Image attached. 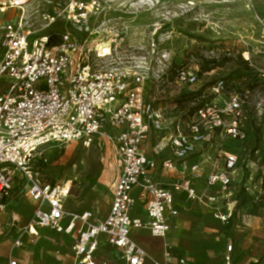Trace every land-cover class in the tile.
<instances>
[{
    "label": "built area",
    "instance_id": "built-area-1",
    "mask_svg": "<svg viewBox=\"0 0 264 264\" xmlns=\"http://www.w3.org/2000/svg\"><path fill=\"white\" fill-rule=\"evenodd\" d=\"M29 1L0 0V15L12 9L21 14L18 22L0 21L4 31L0 56V199L12 193L15 174L21 173L30 181L28 193L36 204L32 221L20 231L14 247H23V239L33 243L38 229L46 228L75 239L72 251L77 264H97L100 235L122 251L120 264H174L171 243H164V262L160 263L131 234L148 231L150 237L167 239L171 220L179 216L176 194L205 202L215 219L229 223L235 207L231 202L225 206L222 200L231 194L239 159L235 149L228 146L246 141L244 101L237 93L224 94L226 82L218 80L210 91L220 99L204 103L192 116L176 105L173 112L166 113L147 98L152 62L130 53L124 35L128 28L122 27V33L113 39L105 37L103 23L89 25L101 8L98 0H68L64 10L43 14L45 28L64 18L77 31L38 38H33L37 34L30 29ZM51 39L59 42L52 45ZM170 54H159L158 78L170 71ZM198 72L188 67L177 69L173 83L180 89L192 87L200 80ZM259 77L264 89V71ZM154 135H168L175 160L146 155L144 147ZM94 138L105 139L121 163L109 213L97 223L90 211L77 214L66 210L64 201L71 190L68 184L54 185L34 178L29 166L41 147ZM211 141L217 150L206 152ZM212 157L216 161L223 158L224 168L216 165L207 172L205 163ZM160 170L178 171L181 177L171 188H165L154 176ZM203 177L207 190L200 196L195 184ZM138 202L143 204L146 219L132 216ZM227 250L225 264H233V245ZM9 264L18 261L12 259ZM178 264H186V260L179 259Z\"/></svg>",
    "mask_w": 264,
    "mask_h": 264
},
{
    "label": "rangeland",
    "instance_id": "rangeland-1",
    "mask_svg": "<svg viewBox=\"0 0 264 264\" xmlns=\"http://www.w3.org/2000/svg\"><path fill=\"white\" fill-rule=\"evenodd\" d=\"M98 2L101 8L91 17L89 25L103 23L105 37L113 39L122 33V27L128 28L124 35L130 53L146 56L152 62V79L146 84L147 98L162 106L164 112H173L172 107L178 104L179 110L189 114L199 104L220 99L211 93L210 86L224 79L229 83L224 94L237 93L244 101L246 141L228 146L229 150L235 149L239 161L231 194L228 200H222L225 206L231 202L235 207L231 225L227 228V224L215 220L207 206L182 203L180 226L171 233L170 239L189 264H225L229 245H233V264H264V89L259 77L264 71V0ZM68 4V0H30L26 10L31 19L30 29L37 34L33 38L66 31L76 34L77 30L64 18L44 27L43 14L54 15ZM20 15L18 9H12L2 18L8 23L18 22ZM3 35L0 29V56ZM162 52L171 53V66L166 75L158 78ZM211 59L217 60L220 66L204 73L199 82L190 87V91L200 92L198 99L180 97L183 89L173 83L174 69L188 67L198 71L201 64ZM208 144L206 152L217 150L213 141ZM253 149H258L255 155ZM215 160L212 157L209 162L215 163ZM217 160L218 166L224 168V159ZM29 166L34 178L71 187L66 200L69 210H91L100 220L109 207L113 185L121 170L112 147L102 138L90 142L51 143L37 151ZM14 179L12 193L0 199V204L4 205L0 209V262H6L8 251L13 248V255L20 264H75L72 251L75 239L47 229H40L39 238L31 245L23 239L26 245L23 250L14 247L17 236L11 226L13 216L18 217L22 226L28 225L36 208L28 193L29 179L21 173H16ZM242 188L244 195L236 199ZM117 259L116 250L105 249L98 260L114 264Z\"/></svg>",
    "mask_w": 264,
    "mask_h": 264
},
{
    "label": "crops",
    "instance_id": "crops-1",
    "mask_svg": "<svg viewBox=\"0 0 264 264\" xmlns=\"http://www.w3.org/2000/svg\"><path fill=\"white\" fill-rule=\"evenodd\" d=\"M11 11V10H8V12ZM5 15V14H3ZM0 21L3 22V23H6L8 21H4L3 18H2V15H0ZM13 22V21H11ZM163 135H154L152 136L153 138L150 139V141L145 145L144 147V151L146 153L147 156L149 157H156L158 160H175V157L171 151V148L169 147V144L167 142V136L165 135V138L164 136L162 137ZM209 160H211L209 158ZM209 160L205 163V169L206 171H210L212 169L213 166H216L218 165V160L214 163H210ZM121 171V170H120ZM154 176H155V179L157 180V182H159L163 187L165 188H171L172 185L177 182L179 180V178L181 177L180 173L178 171H162L160 170V172H157V173H154ZM196 188L198 189L197 192L200 196H204L206 195V178L203 177V179L199 180L196 182ZM70 194V193H69ZM112 195V194H111ZM70 197V195H68L64 201V204H65V208L67 211L69 212H72V213H77V214H82L84 212H87V211H90L93 213V211L91 210H84V211H81V212H78V211H73V210H69L67 208V205H66V200H68V198ZM112 197V196H111ZM111 197H110V204H111ZM190 202H193V203H198V204H202L204 206H207L208 209H209V213L211 214V216L213 217V214H212V209H211V206L207 205L205 202H201L199 200H196V201H189L187 200L186 198V194H176V207L179 209V215H180V204H186V203H190ZM35 204V203H34ZM110 204H109V207L106 208V211H105V215L101 218H98L94 213H93V219L92 221L94 223H97L99 221H104V219L107 217L108 213H109V210H110ZM143 204L141 203H137L136 207L133 209L132 211V216H138L142 219H146L147 215H146V211L145 209L143 208L142 206ZM35 207H36V204H35ZM14 218L12 219V223H11V226L12 228L14 229L15 231V235L17 236L15 241L17 240L18 238V235H19V232L24 229L27 225H24L22 226V224L20 223V220L18 219V217L15 215L13 216ZM214 218V217H213ZM215 219V218H214ZM217 220V219H215ZM218 221V220H217ZM171 224H172V228H171V231L168 235V238L167 239H158V238H153V237H150V234L148 231H135L131 234V236L134 238V241H136L140 246H142L150 255L153 259H155L156 261L160 262V263H163L164 262V255H163V247H164V243L166 242H169L171 243L173 246H174V264H178V260L179 259H185L186 260V264H189L188 262V259L187 257H185L184 255L180 254L178 252V249L177 247L174 245V242L172 241V239H170V235L171 233L174 231V230H177L179 229V226H180V222H179V216L173 220H171ZM220 222V221H219ZM222 223V222H221ZM40 229H46V228H39L38 229V233H39V230ZM49 230V232H53V233H56L55 231H52L50 229H47ZM58 234V233H56ZM58 235H62L63 237H67V238H72L70 236H66V235H63V234H58ZM40 236V235H39ZM39 236L36 238V240L39 238ZM107 238L105 235H100V237H98V242H99V245H98V249H97V254H96V259H97V264H108L106 261H101L99 262V258H101V254L103 252V250L105 249H114L116 250V252H118V259L117 261L114 263V264H120L122 263V251L118 248H116L115 246H112L110 245L108 242H107ZM15 241L13 243H15ZM28 245H31L30 242H27ZM26 246V245H25ZM25 246L23 247H20L19 249L20 250H23L25 248ZM148 248L150 249H154L156 248L157 250H154V251H151L149 250ZM228 248V247H227ZM18 249V250H19ZM13 251L14 249H10L8 251V255H7V260L6 262H0V264H9V262L12 260V259H15L18 261V264H20L19 260L17 257H15V254L13 255ZM225 261V259H224ZM75 264H77L76 260H75Z\"/></svg>",
    "mask_w": 264,
    "mask_h": 264
},
{
    "label": "trees",
    "instance_id": "trees-1",
    "mask_svg": "<svg viewBox=\"0 0 264 264\" xmlns=\"http://www.w3.org/2000/svg\"><path fill=\"white\" fill-rule=\"evenodd\" d=\"M58 42H59V41H57V40H55V39H51V43H50V44L53 45V44H57ZM219 66H220V64H219L218 61L215 60V59L206 60L203 64H201V67H200V69H199L200 72H198V74H199L200 77H202V75H203L204 73L210 72V71L214 70L215 68H217V67H219ZM174 70H175V71H174V76H175V73H176V70H177V69H174ZM173 78H174V77H173ZM224 80H225V82H226V89H227V88H229V83H228V81H227L226 79H224ZM213 84H214V83H213ZM210 87H212V85H211ZM189 88H190V87H187V88L183 89L182 92H181V94H180V97H181V96L184 97V98L189 97L188 100H197V99H198V96H200V92H198V91H190L191 89H189ZM180 99H181V98H180ZM177 105H178V104H177ZM177 105H176V106H177ZM203 105H205V104L202 103V104H199V105L193 107L192 110L189 112V115H190V116L194 115V113H196L197 110H198L200 107H202ZM177 108H178V107H177ZM178 110H179V108H178ZM179 111H182V110H179ZM182 112H184V111H182ZM245 129H246V128H245ZM245 129H244V130H245ZM245 132H247V130H245ZM253 152H254V155H255V153L258 152V149H253L252 153H253ZM263 157H264V153H263ZM244 193H245V189L242 188V189L239 191L238 195L236 196V199H238V198L241 199V197H242V195H244ZM233 201H234V199H233ZM233 216H234V215H233ZM231 221H232V219H230L229 223L227 224V228L229 227V225H231ZM252 264H253V263H252Z\"/></svg>",
    "mask_w": 264,
    "mask_h": 264
}]
</instances>
